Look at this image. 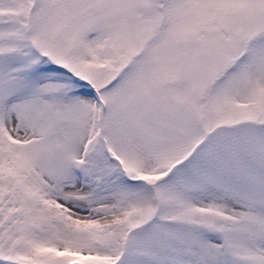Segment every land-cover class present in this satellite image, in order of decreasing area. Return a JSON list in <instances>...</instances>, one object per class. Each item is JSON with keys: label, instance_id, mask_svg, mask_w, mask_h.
<instances>
[{"label": "snow or ice", "instance_id": "snow-or-ice-1", "mask_svg": "<svg viewBox=\"0 0 264 264\" xmlns=\"http://www.w3.org/2000/svg\"><path fill=\"white\" fill-rule=\"evenodd\" d=\"M0 264H264V0H0Z\"/></svg>", "mask_w": 264, "mask_h": 264}]
</instances>
